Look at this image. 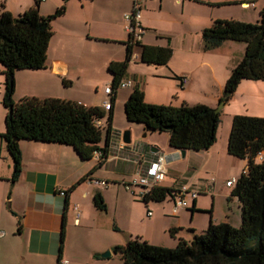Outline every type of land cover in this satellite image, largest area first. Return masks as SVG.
Here are the masks:
<instances>
[{"label": "crops", "instance_id": "0c3cea01", "mask_svg": "<svg viewBox=\"0 0 264 264\" xmlns=\"http://www.w3.org/2000/svg\"><path fill=\"white\" fill-rule=\"evenodd\" d=\"M51 1L55 7L62 4V0H42L39 2L40 15L50 13L42 8ZM33 2L34 0H17L16 6L7 5L5 9L2 5V11H8L13 17H17ZM132 2L133 0L65 2L64 14L51 23L53 35L47 48L45 68L14 72V102L24 97L58 98L84 106L101 107L107 100L103 89L99 88L101 80L88 82L82 77L83 71L77 67L79 58L74 51L83 44L105 46V55L98 56L97 59L98 70L107 68L111 61L122 60L125 56L124 43L128 39L123 15L131 10ZM139 2L140 25L143 29L139 44L168 46L172 49V55L166 65H147L139 62V49H133L135 58L130 60L123 78L130 80L132 84L116 91L107 158L100 167L96 168L98 161L93 157L80 160L70 146L22 140L19 142L21 172L18 179L11 183L12 164L4 142L0 139V159L3 160L0 164V264H57L58 258L66 261V264H117V255L112 252V248L124 245L136 237L152 245L171 247V243L165 242L161 237V231H173L170 236L177 240L187 239L182 234H179V238L176 237L180 229L188 227L193 231H204L207 224H195L197 212L206 211L199 196L187 201V206L190 202V209H194L190 213L189 223H182L183 218H187L182 208L177 218L170 222L155 217L150 221L151 227L147 231L129 230L128 226L118 222L115 209L113 208L114 213L110 211L109 185L115 184V187L122 188L121 186L130 183L143 171L145 161L155 153L168 156L164 180L158 185L161 187L176 190L192 185L206 192L208 188L201 181L208 179L211 174H216L220 184L222 181L237 179L240 159H235L226 151L228 133L220 145L216 138L209 149L196 153L185 151L184 157H181L178 150L168 146V135L159 141L156 133L145 132L141 125L128 123L122 116V110L134 88L142 91L144 101L148 104H203L216 108L222 97L224 84L235 65L233 51L236 47L229 43L232 41H225L214 50L204 51L201 31L210 27L217 19L248 22L249 12L258 13L264 7V0ZM1 69L0 66L2 100L4 77ZM180 78H186L185 82L180 84ZM62 80L67 82L66 86L62 84ZM224 106L226 104L222 107ZM126 129L131 131V144H124L121 140L122 131ZM3 132L0 127V134ZM143 134L145 137L138 139ZM243 161L246 165V161ZM217 168L224 172L219 174ZM83 178L85 180L67 193L66 197L60 195V192H66ZM94 180L104 181L106 185H97ZM220 184L216 186V181L212 180L210 189L216 195L225 197L227 192L219 193ZM231 189L232 187L225 186V191L231 192ZM124 190L131 195L139 192L136 187L131 191L124 187ZM125 191L122 192L132 203L133 199ZM96 193H100L104 200L105 212L97 210L93 205ZM229 200L237 203V210H240L237 198L230 196ZM213 209L211 207L210 212ZM128 212L130 215V211ZM210 221L213 224L229 223L236 227L226 212L219 223L212 217ZM236 223L240 224V219ZM119 231L125 232V238L118 239ZM107 251L110 255L102 257Z\"/></svg>", "mask_w": 264, "mask_h": 264}, {"label": "trees", "instance_id": "16d2710c", "mask_svg": "<svg viewBox=\"0 0 264 264\" xmlns=\"http://www.w3.org/2000/svg\"><path fill=\"white\" fill-rule=\"evenodd\" d=\"M67 1L62 0V4L47 16L40 15L39 0H34L17 17L5 10L0 12V66L4 77L1 103L6 109L0 139L12 164L11 183L21 172L19 142L22 140L70 146L83 161L99 152L101 156L96 168L107 158L112 107L104 112L98 106H84L58 98L13 100L14 72L45 68L47 48L53 35L51 23L64 14ZM201 40L204 51L214 50L225 41L245 44L241 60L231 69L224 84L219 104H226L242 81H264V7L259 10L255 23L214 20L210 27L201 31ZM124 45V58L107 65L113 90L111 105L135 47L140 51L139 62L147 65H166L172 55L168 46L131 43L129 37ZM62 84L66 86L67 82L62 80ZM123 114L128 123L141 125L145 132L166 133L168 146L174 150L199 152L216 142L220 112L207 105L148 104L142 91L134 88L123 104ZM104 118V125L97 127L95 122ZM226 151L230 156L246 161L244 171L230 192V196L239 202V226L210 221L192 240L178 239L174 248L152 245L136 237L112 248L123 264H264V118L233 116ZM84 180L72 185L64 192V197ZM174 192L156 186L141 200L145 205L150 201L162 202L168 196L172 198ZM93 205L101 212L106 211L100 193L94 194ZM62 238L63 235L61 241ZM59 261L58 258L57 264Z\"/></svg>", "mask_w": 264, "mask_h": 264}, {"label": "rangeland", "instance_id": "374dc122", "mask_svg": "<svg viewBox=\"0 0 264 264\" xmlns=\"http://www.w3.org/2000/svg\"><path fill=\"white\" fill-rule=\"evenodd\" d=\"M17 0H0V12L2 11V5L4 8H7V5H13L16 6ZM57 7H55L51 2L45 3L42 10H47L51 13L54 12V10ZM252 9V8H251ZM21 15V14H20ZM47 16V15H46ZM258 19V13L253 14L249 12V15L247 17L248 22L255 23ZM232 45L236 47V49L233 51V58L235 60V65L241 60L244 50H245V44L244 43H238V42H229ZM238 47V48H237ZM106 48L103 45H86L83 44V46L79 45L76 47V50L74 53L77 55L79 60L76 62L77 67L83 71L82 77L86 81H95V80H101L99 82V88L102 90L105 86H110L111 77H109V74L107 72V68H103L101 70H98L97 68V59L98 56L105 55ZM81 58V59H80ZM234 65V66H235ZM122 88H119V91ZM109 99V97L107 96ZM219 105V104H218ZM217 105V106H218ZM219 116V123L217 127L216 132V138L217 143L220 145L222 143V139L226 136V133L229 134L230 126H231V120L233 116L235 115H244V116H250V117H259L264 118V81H251V80H244L242 81L236 91L232 94L229 101L226 103V106L222 107ZM6 114V109L3 107L1 103V97H0V127L4 130V117ZM123 110H122V116H123ZM121 119V115L119 113V120ZM103 122H106V118L103 119ZM157 139L159 141L164 140V138L167 136L166 133H156ZM141 140V137L139 138ZM3 141V140H2ZM192 153H196L194 151H191ZM236 159V158H235ZM240 163V169L237 170V176L239 177L242 173L245 162L243 160H238ZM3 163V160L0 159V164ZM223 168V167H222ZM220 168V169H222ZM217 171H219V174H222L224 171L222 169V172L217 168ZM237 177V178H238ZM216 174L209 175L208 179L205 181H201L205 186H207V191H201L199 187L188 185L187 188L190 190H193L198 193L199 200L203 204V206L206 207L205 212H197L195 217V224L197 226L204 225L209 223L210 218L212 217L213 220H216L217 223L220 222V220L223 218L225 212L228 214L231 218V222L233 224H236V227L239 226V223L237 224L236 221L240 219V210H237V203H232L231 200H229L230 197V190L225 191V182L222 181L221 184L218 182L219 179H217ZM202 180V179H201ZM212 180L216 181V186L220 184V191L219 193L225 194V197H220L216 195L214 191L210 189L212 185ZM224 184V185H223ZM115 187V184L109 185V192H108V206L110 208V211L113 212V208L115 209V213L118 219V222L121 225L128 226L127 228H130L129 230L135 232V231H147V228L151 227L150 221H152L155 217L161 218L162 221L170 222L171 219L174 220L179 215V212L176 216H173L171 213V208L173 205V201L171 197H167L162 202H154L150 201L145 205L141 198L137 196L138 193H135L134 195L129 194L128 191L124 190V186ZM233 187V186H232ZM113 189L112 191H110ZM133 187L131 188V190ZM122 191H125L129 194V196L133 199L132 203L131 200L128 198L126 194H124ZM125 202V203H124ZM190 202L189 206L187 208H183L184 213L187 214V218H183L182 223L184 222H190ZM211 207H213V211L210 212ZM124 211L126 212L124 214ZM130 211V215L129 212ZM147 211L151 212V216L148 217L146 215ZM114 213V212H113ZM207 227V226H206ZM205 227V228H206ZM120 228V227H119ZM204 230V229H203ZM201 231H193L186 227L185 229H180L177 231L176 237L179 238V234H182L187 237V239L182 238L183 240L190 241L193 239L195 234H199ZM73 236V232L71 234V237ZM126 234L118 232V239L125 238ZM161 237L165 240V242L171 243V247L166 248H174L177 244V239H173L170 236L169 231H161ZM125 240V239H123ZM125 242V241H124ZM165 247V246H163ZM117 264H122V261L117 256Z\"/></svg>", "mask_w": 264, "mask_h": 264}, {"label": "built area", "instance_id": "2783aa9c", "mask_svg": "<svg viewBox=\"0 0 264 264\" xmlns=\"http://www.w3.org/2000/svg\"><path fill=\"white\" fill-rule=\"evenodd\" d=\"M42 1V0H39ZM244 6H247L245 4ZM140 11H141V5L139 0H133L131 10L128 13H125L123 15V19L126 22L125 30L128 33V37L130 38L131 43H138L141 40V36L143 34V29L140 25ZM134 54L131 55V59H134ZM186 78H180L179 82L180 84L185 82ZM130 80H120L117 85V90L119 88H126L131 86ZM104 95L108 96L109 99L105 100L102 105L101 109L104 112H107L111 109V101L110 97L113 94V90L110 86H105L103 88ZM97 127H102L104 125L103 119L97 120L95 122ZM111 135V133H110ZM179 155V153H177ZM100 153L94 152L93 158H95L97 161H100ZM144 169L141 173H139L130 183H127L124 185L126 190L131 191L132 187L139 188V192L137 196H139L141 199L149 193V191L153 188L158 186L165 177L166 174V166L168 164V156L164 153H155L154 156L149 158L145 161ZM97 185L105 186L106 183L104 181H93ZM235 181L229 180L225 182L226 187H232L234 186ZM60 195L64 196V192H60ZM198 197V193L188 189L186 186H182L179 189H176L173 197L171 198L173 201V205L171 208V213L173 216H176L180 209L187 208L188 199L195 200ZM146 215L148 217L151 216V212L147 211ZM77 223V219L75 220ZM59 264H66V261H59Z\"/></svg>", "mask_w": 264, "mask_h": 264}, {"label": "water", "instance_id": "95a60500", "mask_svg": "<svg viewBox=\"0 0 264 264\" xmlns=\"http://www.w3.org/2000/svg\"><path fill=\"white\" fill-rule=\"evenodd\" d=\"M224 103H220L216 108H215V112H219L220 109L222 108ZM145 134L142 135L141 138H144ZM121 140L124 144H131L132 143V139H131V131L129 129H126L124 131H122V135H121ZM179 153L181 154V157H184L185 151L184 150H178ZM110 255V252L107 251L104 254H102V257H107Z\"/></svg>", "mask_w": 264, "mask_h": 264}]
</instances>
